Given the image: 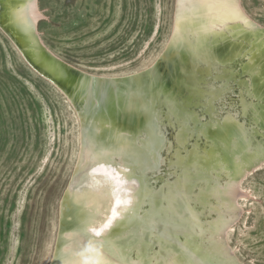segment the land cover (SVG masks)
Wrapping results in <instances>:
<instances>
[{"label": "bare ground", "instance_id": "obj_1", "mask_svg": "<svg viewBox=\"0 0 264 264\" xmlns=\"http://www.w3.org/2000/svg\"><path fill=\"white\" fill-rule=\"evenodd\" d=\"M240 1L174 0L156 58L104 75L45 46L38 0H0V27L78 121L51 264H242L225 237L264 165V25Z\"/></svg>", "mask_w": 264, "mask_h": 264}, {"label": "rangeland", "instance_id": "obj_2", "mask_svg": "<svg viewBox=\"0 0 264 264\" xmlns=\"http://www.w3.org/2000/svg\"><path fill=\"white\" fill-rule=\"evenodd\" d=\"M240 3L264 25V0ZM173 6L174 0H38L37 29L66 62L121 75L156 58L170 33ZM78 134L64 95L30 69L0 31V264H48ZM236 189L239 215L226 244L242 264H264V165Z\"/></svg>", "mask_w": 264, "mask_h": 264}, {"label": "water", "instance_id": "obj_3", "mask_svg": "<svg viewBox=\"0 0 264 264\" xmlns=\"http://www.w3.org/2000/svg\"><path fill=\"white\" fill-rule=\"evenodd\" d=\"M0 31L2 32V34L13 44V46L16 48V50L18 51V53L20 54V56L22 57V59L24 60V62L30 67V69H32L37 75H39L41 78H43L45 81H47L48 83H50L52 86H54L56 89H58L60 92L61 90L59 89V86H57L56 82H55V79H52V77H50V79H47L45 77H43L39 72H37L35 70L34 67V62L31 61L30 59V62L27 61L24 57H23V54L21 53L20 49L14 44V42L11 40V38L7 35V33L4 31L3 28L0 27ZM56 83V84H55ZM156 141V140H155ZM73 173V172H72ZM71 177H72V174L70 175V178L68 179L65 187H64V190L62 191V194H61V197L58 201V205H57V215L59 217V212H60V204H61V200L62 198L64 197L66 191H67V188H68V185H69V182L71 181ZM57 236H58V224H57V229H56V234H55V239H54V243H53V247H52V251H51V255H50V259L48 261V264H51L53 258H54V254H55V250H56V244H57Z\"/></svg>", "mask_w": 264, "mask_h": 264}]
</instances>
